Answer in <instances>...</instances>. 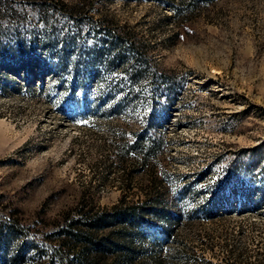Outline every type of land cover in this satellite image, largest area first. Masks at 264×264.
Segmentation results:
<instances>
[{"label": "rangeland", "instance_id": "rangeland-1", "mask_svg": "<svg viewBox=\"0 0 264 264\" xmlns=\"http://www.w3.org/2000/svg\"><path fill=\"white\" fill-rule=\"evenodd\" d=\"M167 5L0 0V264H264V0Z\"/></svg>", "mask_w": 264, "mask_h": 264}, {"label": "trees", "instance_id": "trees-1", "mask_svg": "<svg viewBox=\"0 0 264 264\" xmlns=\"http://www.w3.org/2000/svg\"><path fill=\"white\" fill-rule=\"evenodd\" d=\"M167 9L170 11V14H172L173 18L176 21L179 22H185L188 19L187 12L182 10V0H167ZM111 38V37H110ZM107 40V39H104ZM111 40V39H110ZM160 76V75H159ZM129 83H132L136 77L135 74H132L129 78ZM142 142L136 139L135 141L131 143H121L118 147L117 151V161L120 163L122 160V157L124 156V153L128 150H135V152L138 154L140 161L143 164H146L147 157L150 154V146L146 145V147H142ZM127 211V210H126ZM121 219L125 220L127 217V214H120ZM72 225H77L78 220L72 222ZM92 225H95L94 228L99 226V220H95ZM63 238L66 240H72L75 242V240L78 241V248L75 251L76 253L74 256L70 259L64 260L62 258L57 259V264H100L101 259L106 256L108 252H111V250L114 249L113 244L111 243V237L109 235L105 236H96L93 232L87 233L84 231H81V229H71L69 226L66 227V230L64 232ZM74 252V251H73ZM130 258V253L126 250H124L122 259L123 261H128ZM105 264V263H101Z\"/></svg>", "mask_w": 264, "mask_h": 264}]
</instances>
